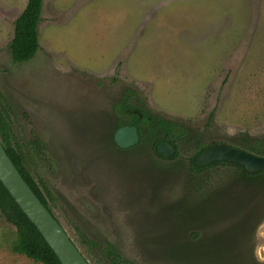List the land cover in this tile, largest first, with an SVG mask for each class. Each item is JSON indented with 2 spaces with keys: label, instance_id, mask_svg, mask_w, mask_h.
I'll return each instance as SVG.
<instances>
[{
  "label": "rangeland",
  "instance_id": "obj_1",
  "mask_svg": "<svg viewBox=\"0 0 264 264\" xmlns=\"http://www.w3.org/2000/svg\"><path fill=\"white\" fill-rule=\"evenodd\" d=\"M26 1L0 0V103L82 254L77 229L135 264H174L176 246L198 231L264 264V194L230 182L213 194L228 179L223 168L195 182L187 170L194 137L246 151L264 135V0H43L39 48L15 63L8 44ZM125 91L193 128L174 162L154 163L145 144L112 146ZM15 237L0 213V264H41L11 250Z\"/></svg>",
  "mask_w": 264,
  "mask_h": 264
},
{
  "label": "trees",
  "instance_id": "obj_2",
  "mask_svg": "<svg viewBox=\"0 0 264 264\" xmlns=\"http://www.w3.org/2000/svg\"><path fill=\"white\" fill-rule=\"evenodd\" d=\"M42 1L27 0L23 10L12 22L13 36L8 44V50L12 61L15 63L31 59L39 48L38 25L41 21ZM135 95L134 92L125 91L122 99L114 104V116L111 118V124L114 132L120 126H136L139 138L138 142L132 147L121 149L115 144L112 134L110 136L112 146L118 151H128L145 144L151 149V155L149 156L154 163H156L155 159L174 162L178 157L177 140L181 139L184 133L193 131V128L188 125H183L179 121H174L146 110L143 106L141 107L140 100H135L139 105L132 104L131 100ZM134 109H137L138 113H134ZM0 141L23 179L43 205L55 217L50 208L49 201L51 197L48 189L40 186L36 179L29 173L25 166V158L22 150L13 143L8 113L2 103H0ZM161 141H168L174 147L175 153L173 156L165 157L157 152L156 146ZM212 144L214 143L202 144L194 137L195 152L187 159V170L191 181H207V178L211 177L210 174L214 173L212 171L213 168L219 166V168L224 169L228 179L226 180L225 178L224 180L226 181H222L218 186H213V194H217V189L221 188L220 185L227 182L232 183H229L230 185L252 187L255 191L260 192V194H264V170L249 172L242 165L227 161H214L205 166H198L196 157L206 147ZM244 148L246 151L264 156V135L261 139L248 142ZM0 213L7 222L13 224L15 227L16 237L11 245V250L14 253L24 255L26 258L41 264H61L36 227L21 211L1 182ZM76 232L84 251H87L89 256V258L88 256H85V258L91 264H135L123 257L107 240L100 239L103 244H99L84 232H78V229ZM197 235L198 238L195 239ZM176 247L178 249L174 254V257H176L174 264H183L185 263L183 260L186 261L187 259L188 263L194 262V264H198L196 258L200 260L204 257L209 258L211 264H254L256 262L252 251L248 260H246L247 262L242 261L236 257L238 255L237 252L234 253L231 249H224L222 246L216 244L213 239L202 241L199 238L198 231H195L193 236H189L188 242ZM180 258L183 260H180Z\"/></svg>",
  "mask_w": 264,
  "mask_h": 264
},
{
  "label": "water",
  "instance_id": "obj_3",
  "mask_svg": "<svg viewBox=\"0 0 264 264\" xmlns=\"http://www.w3.org/2000/svg\"><path fill=\"white\" fill-rule=\"evenodd\" d=\"M134 112L138 113L136 110ZM138 139L137 127L133 125L120 126L113 133V140L121 149L136 145ZM156 150L165 157H171L175 153L174 147L168 141L159 142ZM214 161L237 163L249 172L264 170V156L250 153L226 143H214L206 147L196 157V163L200 167ZM0 182L21 211L36 227L61 264H91L72 241L63 226L43 205L23 179L1 141Z\"/></svg>",
  "mask_w": 264,
  "mask_h": 264
},
{
  "label": "flooded vegetation",
  "instance_id": "obj_4",
  "mask_svg": "<svg viewBox=\"0 0 264 264\" xmlns=\"http://www.w3.org/2000/svg\"><path fill=\"white\" fill-rule=\"evenodd\" d=\"M134 111V110H133ZM134 113H136V112H134ZM251 153V152H250ZM260 156V155H259Z\"/></svg>",
  "mask_w": 264,
  "mask_h": 264
}]
</instances>
